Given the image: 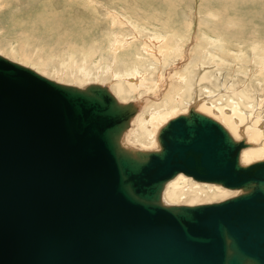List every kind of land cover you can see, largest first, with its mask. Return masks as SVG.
Masks as SVG:
<instances>
[{
    "label": "water",
    "instance_id": "1",
    "mask_svg": "<svg viewBox=\"0 0 264 264\" xmlns=\"http://www.w3.org/2000/svg\"><path fill=\"white\" fill-rule=\"evenodd\" d=\"M138 109L0 54V264H264V159L193 106L125 146ZM180 173L239 193L166 203Z\"/></svg>",
    "mask_w": 264,
    "mask_h": 264
},
{
    "label": "rangeland",
    "instance_id": "2",
    "mask_svg": "<svg viewBox=\"0 0 264 264\" xmlns=\"http://www.w3.org/2000/svg\"><path fill=\"white\" fill-rule=\"evenodd\" d=\"M133 22L144 29L132 28ZM152 30L166 34L163 43L172 45L170 50L181 46L183 55L172 54L166 60L163 53L157 52L156 55L160 59L155 61L149 53L144 52L146 50H143L150 41V43H156L153 38H150L153 37ZM117 33H121L124 46L113 50V41ZM135 33L137 37L131 38ZM178 37L180 41L177 40ZM254 43L264 49V0H0V54L2 56L64 84L80 87L89 83L108 85L122 102L139 99L143 108L140 107L138 115L143 112L147 114L148 111H144L146 106L155 107L165 101L166 98L163 97H167L166 93L171 91L169 89L177 86L174 80L176 76H172L173 71L183 73V69L188 64L195 65L200 56L205 57L201 54L204 48H208L225 60L220 64L218 58L214 60L205 58L204 60L207 61L206 65H203L204 69L202 67L194 69L191 96L189 98L185 96V101L169 110L161 122L154 124L152 130L169 118L185 113L191 103L201 99L208 104L207 107L212 106L201 112L211 115L237 139L241 136L238 134L235 136L227 127L229 125L223 115L218 113V108L225 112L231 109L240 110L246 124L250 122L251 116L255 115L258 118L257 125H260L263 132L260 141H264V68L261 66V59H264V53L261 52L264 50L254 49ZM160 44L158 42L156 46ZM220 46L223 49L220 50ZM135 55L140 58V74L146 75L145 77L151 82L159 80L158 88L146 91L145 88L140 87L136 94L118 93L114 86L117 80H113L108 75L104 70V64H110L112 68L123 72V69L135 60ZM180 57L181 59L178 60ZM43 64L46 65L43 66ZM82 66L86 67V70L88 68L91 70L89 77L80 75L79 69ZM65 71L68 73L72 71L78 74V77L65 75ZM102 71H104L103 74ZM142 74L138 77L143 76ZM208 75L212 77L211 80L203 82L202 79L207 78ZM163 85L160 91L159 88ZM165 88H168V91ZM242 88H246L245 91L250 98L237 97L238 91L243 90ZM133 127L134 124L131 129ZM131 140L138 143L134 139ZM139 140L142 141L141 144L135 145L155 149V136L152 143L149 142V136L144 139L143 134L139 135ZM252 142L256 141L252 140ZM256 143L258 144H255V147L261 145L260 142ZM258 159H264V153L252 155L245 161L242 158V162L250 163ZM187 179L191 181L190 178ZM189 186L184 183L179 184V188H186V190L191 188ZM206 186H213V184ZM227 190H225L227 194L223 196L212 194L210 191L208 192L210 194L198 193L202 190L188 191L179 196L171 195L172 192L167 194L164 192V198L169 204H201L219 201L237 192Z\"/></svg>",
    "mask_w": 264,
    "mask_h": 264
},
{
    "label": "bare ground",
    "instance_id": "3",
    "mask_svg": "<svg viewBox=\"0 0 264 264\" xmlns=\"http://www.w3.org/2000/svg\"><path fill=\"white\" fill-rule=\"evenodd\" d=\"M119 2V1H118ZM111 13V12H110ZM114 14V13H113ZM215 14V13H214ZM156 16V15H155ZM153 17V16H152ZM157 17V16H156ZM132 18V17H131ZM160 18V17H159ZM138 19V18H137ZM152 19V18H151ZM54 20V19H53ZM140 20V19H139ZM155 20H156V18H155ZM162 20V19H161ZM128 22V21H127ZM158 22V21H157ZM126 23V22H125ZM131 24V23H130ZM159 24V23H158ZM162 24V23H161ZM161 24H160V26H161ZM164 24V23H163ZM123 25H125V24H123ZM126 25H128V24H126ZM144 25V24H143ZM154 26V25H153ZM158 26V25H157ZM166 26V25H165ZM156 27V26H155ZM187 28H189V26H186ZM132 28H140L141 30L142 29H144V27H141V26H139L138 24H136L135 22H133V27ZM148 29V28H147ZM154 29V28H153ZM157 29H160V28H157ZM167 30H168V27H167ZM170 30H172V28L170 29ZM175 30V29H174ZM173 30V31H174ZM178 30V29H177ZM145 31V30H144ZM165 31V30H164ZM172 31V32H173ZM176 31V30H175ZM181 31V30H180ZM179 31V33H182V32H180ZM189 31V30H188ZM134 32V31H133ZM152 32H153V37H150V38H153L154 40H155V42L156 43H161L160 44V46H156V43H148V45H145V46H147L146 48H143V50H146V51H144V52H147V53H149V55L150 56H152V58L155 60V61H157V60H159L160 58L158 57V55H156V53L158 52V53H163L162 55H163V57H165V59L166 60H168L167 58L169 57V56H172V54H176V55H178V56H182L183 55V53L181 52V46H179L178 48H172L171 50H170V48H171V46L172 45H168V44H166L165 45V43H163L164 41H165V39H166V37H165V35H164V33L162 34V33H160L159 31L158 32H156L155 30L153 31L152 30ZM139 33H140V31H139ZM142 33H143V31H142ZM149 33V32H148ZM133 34V33H132ZM143 35V34H142ZM150 35H152V33H150ZM184 36H185V34H183ZM116 36V35H115ZM187 36V35H186ZM135 37H137V35H136V33H135V35L134 36H132L131 38H135ZM147 37V36H146ZM170 38H171V36H170ZM126 39H128V38H126ZM139 39V38H138ZM174 39V38H173ZM135 40V39H134ZM147 40V39H146ZM177 40H179L180 41V38L178 37V39ZM186 40V39H185ZM207 40V39H206ZM138 41V40H137ZM142 41V40H141ZM140 41V42H141ZM148 41V40H147ZM153 41V40H152ZM167 41V40H166ZM136 42V41H135ZM171 42V41H170ZM163 43V44H162ZM168 43V42H167ZM177 43V42H176ZM180 43V42H179ZM262 43V42H261ZM141 44V43H140ZM136 45V44H135ZM168 45V46H167ZM182 45V44H181ZM124 45H123V41H122V35H121V33H117V36L115 37V39H114V41H113V50L114 49H117V47H123ZM133 46V45H132ZM144 46V47H145ZM128 47V46H127ZM134 48V47H133ZM214 48H215V46H214ZM220 48V50L221 49H223L221 46L219 47ZM218 48V49H219ZM253 48L254 49H256L257 51L258 50H264L262 47H260L258 44H255L254 43V45H253ZM132 49V48H131ZM149 49H150V51H149ZM225 49V48H224ZM185 50V49H184ZM188 50V49H187ZM217 50V49H216ZM226 50H227V48H226ZM24 51V50H23ZM170 51V52H169ZM228 51V50H227ZM203 53H201V51H200V53L203 55H205V57L203 58V57H201L200 56V59L196 62V64L195 65H193V66H190V64H188L183 70H184V72L183 73H179V72H177L175 69V71H173V73H172V76L173 75H175L176 77H175V81H176V84H177V86L173 89V88H170L169 90H171V91H169L168 92V94L166 93V95H167V97L165 96V97H163V98H166L165 99V101L162 103V104H160V105H158V106H155V107H152V106H146V108L144 109V111L146 110V111H148L147 112V114H144V112H143V114H141V115H138L139 114V112H140V110H141V108H143L142 107V104H141V101L139 100V99H133V100H131V101H134L135 103H138L137 105H138V112L136 113V115L134 116V118L132 119V121H131V124H130V127H129V129L124 133V135H123V138H122V143L125 145V146H129V147H132V148H136V149H143V150H145V149H148V150H152L151 148H143V146L142 147H139V146H137V145H135V144H141L140 142H142V141H140L139 140V135H141V134H143V137H144V139H146L147 138V136H149V142L150 143H152V140L154 141V136H155V142H154V146H155V149H157L158 148V143H157V139H156V136H157V132H158V130H159V128L165 123H160L159 124V127H156L154 130H152V128H153V126H154V124L155 123H159V122H161L162 121V119L168 114L167 112L169 111V110H171V109H173L176 105H178V104H181L182 102H184L185 100H184V97L186 96H188V98L191 96V93H192V86H193V84H194V69L195 68H203V65H206V61L207 60H204L205 58H208V59H213L214 60V58H218L219 60H220V64L221 63H223L225 60L223 59V58H221V57H219L218 55H216V54H214L213 52H211L208 48H204V50L202 51ZM132 53V52H131ZM225 53V52H224ZM261 53H264V52H261ZM86 54V53H85ZM136 54V53H135ZM138 54V53H137ZM187 54V53H186ZM72 55H73V53H72ZM87 55V54H86ZM147 55V54H146ZM220 55V54H219ZM236 55V54H235ZM24 56V55H23ZM71 56V55H70ZM89 56V55H88ZM141 56V55H140ZM148 56V55H147ZM233 56V55H232ZM89 57H91V56H89ZM142 57H143V55H142ZM262 57V56H261ZM127 58V57H126ZM149 58V57H148ZM134 61H131V65H129V66H127L126 68H124L123 70V72H122V70H117V69H114V68H112L111 66H110V64H104L105 66H104V70L108 73V75L113 79V80H117L116 81V83H114L115 85V87H116V91H118V93H132V94H136V93H138V89L140 88V87H143V88H145L146 89V91H148V90H151V89H155V87L156 88H158V81L157 82H155L154 80V82H151V81H149V79L148 78H146L145 76H144V74H142L143 76H140V77H138V75H141L140 74V72H139V60H140V58L137 56V55H135L134 56ZM142 59V58H141ZM164 59V60H165ZM170 60H171V57L169 58ZM176 59V58H175ZM179 59H181V57L180 58H178V60ZM84 60V59H83ZM161 60H162V58H161ZM169 60V61H170ZM177 60V61H178ZM217 60V59H216ZM153 61V60H152ZM172 61V60H171ZM170 61V62H171ZM174 61V60H173ZM84 62V61H83ZM82 62V63H83ZM261 62H263L264 63V59H261ZM43 63H45V62H43ZM149 63V62H148ZM152 63H154V62H152ZM155 63H157V62H155ZM164 63H166V61H164ZM177 63V62H176ZM212 63V62H211ZM213 63H214V61H213ZM212 63V64H213ZM124 64V63H123ZM150 64V63H149ZM161 64V63H160ZM179 64V63H178ZM46 65V64H45ZM44 64H43V66H45ZM68 65H70V64H68ZM141 65V64H140ZM160 66V65H159ZM83 67V66H82ZM82 67H80V69L79 70H81V72H80V75H82L83 77H89L90 76V73H92L91 72V70L88 68L87 70L83 67V69H81ZM149 67H151V66H149ZM171 68V67H170ZM204 69V68H203ZM66 70V69H65ZM171 71V70H170ZM150 72V71H149ZM102 74L104 73V71H102L101 72ZM100 73V74H101ZM175 73V74H174ZM179 73V74H178ZM262 73H263V71H262ZM64 74L66 75V74H68V75H71L72 77H74V78H76V77H78V74H74L72 71L71 72H64ZM170 74H171V72H170ZM171 76V75H170ZM138 77V78H137ZM133 78V80L131 81V79ZM211 76L210 75H208L207 76V78H203L202 79V81L204 82V81H209V80H211ZM86 79V78H85ZM158 79H159V77H158ZM125 80V81H124ZM161 81V80H160ZM166 81V80H165ZM169 81V80H168ZM199 82H201V79H199ZM102 85V84H101ZM160 85V84H159ZM80 87V86H79ZM107 87L109 88V86L107 85ZM164 87V85L161 87V88H159V90L161 91V89ZM166 87V86H165ZM170 87V86H169ZM226 88V87H225ZM110 89V88H109ZM141 89V88H140ZM139 89V90H140ZM144 89V90H145ZM165 89H167L166 91H168V88H165ZM173 89V90H172ZM243 89V88H242ZM246 89V88H245ZM245 89H243V90H240V91H238V93H237V97H240V98H250L248 95V93L245 91ZM156 90V89H155ZM111 91V90H110ZM112 92V91H111ZM113 93V92H112ZM150 93V92H149ZM161 93V92H160ZM163 94L165 93L164 91L162 92ZM154 94V93H153ZM156 94V93H155ZM115 96V95H114ZM128 96V95H127ZM116 97V96H115ZM117 98V97H116ZM143 98H145V97H143ZM187 98V99H188ZM118 99V98H117ZM157 99V98H156ZM191 99V98H190ZM119 100V99H118ZM146 100V99H145ZM149 100V99H148ZM120 101V100H119ZM156 101H158V100H156ZM161 101V100H160ZM120 102H122V101H120ZM152 102V101H151ZM203 102H204V100L202 101L201 99H196L193 103H191V105H189L188 107L190 108V107H195V109L197 110V111H199V112H201L202 110H204V109H206L205 107H204V104H203ZM147 103V102H146ZM149 103V102H148ZM156 103V102H155ZM157 105V104H156ZM141 107V108H140ZM151 108H153V109H151ZM188 108V109H189ZM187 109V110H188ZM207 111V110H206ZM187 112V111H186ZM146 113V112H145ZM203 113V112H202ZM207 115V114H206ZM209 116V115H208ZM210 117H211V115H210ZM225 119V121H226V123L230 126H228L231 130H235V128L231 125V123L229 122V120H228V118H224ZM167 120V119H166ZM133 124H134V127H133V129L136 127V129L135 130H133V129H131L132 128V126H133ZM225 124V123H224ZM223 125V124H222ZM226 128V127H225ZM131 129V130H130ZM227 129V128H226ZM228 130V129H227ZM229 131V130H228ZM230 134H231V132H230ZM232 135V134H231ZM238 135L239 136H241V138L240 139H242V138H244L245 139V141L248 143V145L249 146H247L246 148H244V149H242V151H241V153H240V160H241V163L242 164H247V163H243L242 162V158H243V160L245 161L248 157H250V156H252V155H255V156H257L258 154H261V153H264V141H260V138L262 137V133H259V132H256V131H249V130H247V132H245V129L242 127V128H240L239 129V132H238ZM233 136V135H232ZM234 137V136H233ZM235 138V137H234ZM131 139H134L136 142H138V143H135V142H133ZM236 140H239V139H237V138H235ZM256 141V142H260L261 143V145L259 146L258 145V147L256 146L255 147V143L256 142H254V144H253V142H249V141ZM256 144H258V143H256ZM145 145V144H144ZM146 147H148V146H146ZM152 148H154V147H152ZM259 158V157H258ZM187 178H190V177H187V176H185V175H183V174H178L175 178H173L172 180H170L167 184H166V186H165V189H166V191H163V200L164 201H166L165 200V198H164V192L167 194V193H169V192H172V194L171 195H173V196H179L180 194H184L185 192H188V191H190V192H195V191H198V190H202V191H199L198 193H201V194H203L204 192H206L207 194H210V193H208L209 191L212 193V194H217V195H220V196H223V195H225V194H227V192L225 191V190H227V188H224V187H222V186H220V185H217V184H214V183H207V182H198V181H195V180H193L192 178H190L191 179V181L189 180V179H187ZM194 181V182H193ZM181 183H184V184H186V186H188V185H190L189 187H191V188H189L188 190H186V188H179V184H181ZM206 183V184H205ZM209 184H213V186H206V185H209ZM217 185V186H216ZM214 186H216V187H214ZM218 187H220V188H218ZM222 188V189H221ZM164 189V190H165ZM223 189H225V190H223ZM230 189H228L227 191H229ZM237 192H235V194L234 195H236V194H238L239 193V191L238 190H236ZM193 198H195V197H193ZM167 202V201H166ZM213 202V201H212ZM194 205V204H193Z\"/></svg>",
    "mask_w": 264,
    "mask_h": 264
},
{
    "label": "flooded vegetation",
    "instance_id": "4",
    "mask_svg": "<svg viewBox=\"0 0 264 264\" xmlns=\"http://www.w3.org/2000/svg\"><path fill=\"white\" fill-rule=\"evenodd\" d=\"M261 64H262L261 66L264 68V63L261 62ZM238 98H240V97H238ZM203 104H204V107L206 109L212 108V106H208L207 107L208 104L205 103V102H203ZM250 107L252 109V112L255 113V110H253V107L252 106H250ZM218 113L223 115L224 118H228L229 122L235 128V130H231L228 126L227 127L232 131V133H234L235 136H237V134L239 132V129L242 128V127L245 129V132H247V130H249V131H256V132H259V133L263 134L260 125H257L258 124V118L255 115H253V117L251 116L250 122H248L246 124V122H244L245 119L243 118L244 115L240 114V110L231 109V110H229V112H225L221 108H218ZM235 132H236V134H235ZM250 142H252V141H250Z\"/></svg>",
    "mask_w": 264,
    "mask_h": 264
}]
</instances>
